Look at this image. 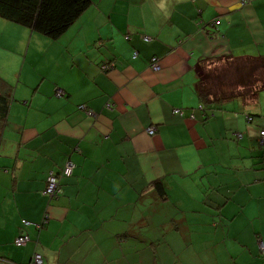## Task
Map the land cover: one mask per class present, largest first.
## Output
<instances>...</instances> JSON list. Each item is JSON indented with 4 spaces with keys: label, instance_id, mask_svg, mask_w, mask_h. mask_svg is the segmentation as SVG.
<instances>
[{
    "label": "crops",
    "instance_id": "1",
    "mask_svg": "<svg viewBox=\"0 0 264 264\" xmlns=\"http://www.w3.org/2000/svg\"><path fill=\"white\" fill-rule=\"evenodd\" d=\"M90 1L55 40L23 26L11 38L21 25L0 21L16 51L0 61V257L264 264V88L249 100L197 95L203 58L264 56V0ZM67 160L50 199L47 177ZM22 232L30 241L16 251Z\"/></svg>",
    "mask_w": 264,
    "mask_h": 264
},
{
    "label": "trees",
    "instance_id": "2",
    "mask_svg": "<svg viewBox=\"0 0 264 264\" xmlns=\"http://www.w3.org/2000/svg\"><path fill=\"white\" fill-rule=\"evenodd\" d=\"M90 5V0H0V17L55 40L61 37ZM217 65H220L219 68ZM209 66L215 67L211 70ZM198 70L197 95L203 104L233 98L249 100L264 88V56L206 57L199 62ZM3 97L0 95L1 111L6 108ZM247 118L252 119L251 116ZM155 184L161 198H165L166 193L161 182L157 181ZM59 185L62 191L60 181Z\"/></svg>",
    "mask_w": 264,
    "mask_h": 264
},
{
    "label": "built area",
    "instance_id": "3",
    "mask_svg": "<svg viewBox=\"0 0 264 264\" xmlns=\"http://www.w3.org/2000/svg\"><path fill=\"white\" fill-rule=\"evenodd\" d=\"M248 0H242V3H245ZM147 39V38H145ZM112 65H108V66H104L103 69H109V67ZM150 67L156 71L159 69V63H158V58L157 57H152L150 60ZM56 95L57 96H61L62 95V91L61 90H56ZM106 106H110L109 103H107ZM80 108L84 109V106H80ZM180 110L179 109H174V113H179ZM87 114H91V111H87ZM248 119V118H247ZM251 120V119H248ZM146 132L148 134H153L155 132V128L154 127H149L146 129ZM260 143L264 145V130L260 131ZM74 168V164L71 160H67L64 163V166L62 167L61 171L59 174H55V173H49L48 177H47V184L45 189L43 190V193L45 195H47L49 198L51 197H55L57 198V195L60 194L61 191V186L59 185V178L60 177H69L72 174V170ZM45 217H47V215H45ZM22 227H26L28 225L33 224L35 226V228L39 229L41 224H36V223H32L26 220H22ZM30 241V237L26 234V233H21L19 234L15 239H14V244L16 246H24L26 245L28 242ZM258 247L260 249V251L262 253H264V243L261 239L258 240ZM43 259L40 253L38 252H34L29 260V262L27 264H42ZM0 264H19L16 263L14 261H10L9 259L0 257Z\"/></svg>",
    "mask_w": 264,
    "mask_h": 264
},
{
    "label": "rangeland",
    "instance_id": "4",
    "mask_svg": "<svg viewBox=\"0 0 264 264\" xmlns=\"http://www.w3.org/2000/svg\"><path fill=\"white\" fill-rule=\"evenodd\" d=\"M0 21H2V18L0 17ZM5 23H8V24H14L13 22H10V21H7V22H5ZM17 25V24H16ZM22 29H23V27L22 26H17V28H15L10 34H9V36L11 37V38H13L15 35H16V37L18 38V37H20V34L22 33ZM46 37V36H45ZM28 39V37L26 36L25 37V40H27ZM44 39V38H43ZM5 43H4V41H3V39L2 38H0V61L1 60H4V61H6V60H12V58H14V56L16 55L15 53H16V51H13V52H15V53H13V52H11V51H9L10 49H8V47L7 46H5L4 45ZM34 45H33V48H37L38 46H40V48H39V50H38V53H39V51H40V49H41V47L44 45V43H42V42H40V45L37 43V42H34L33 43ZM18 46H20L19 45V43H16L15 45H13V46H11V48L12 49H17V47ZM33 48H30L31 50L33 49ZM36 59L35 58H32L31 59V61H35ZM30 61V60H29ZM28 64H29V62L26 64V67H28ZM219 66L220 65H217V68H219ZM18 67V69L20 68V66H17ZM215 66H209V68L211 69V70H213V68H214ZM40 69H41V67H40ZM42 70V69H41ZM230 81H231V79H229ZM229 80H227L226 82L228 83L229 82ZM217 87H218V85H217ZM220 87V86H219ZM15 245V244H14ZM14 248L16 249V251L18 250V249H20V247H15L14 246Z\"/></svg>",
    "mask_w": 264,
    "mask_h": 264
},
{
    "label": "bare ground",
    "instance_id": "5",
    "mask_svg": "<svg viewBox=\"0 0 264 264\" xmlns=\"http://www.w3.org/2000/svg\"><path fill=\"white\" fill-rule=\"evenodd\" d=\"M101 29V28H100ZM111 34V33H110ZM112 39V38H111ZM155 56V55H154ZM150 62V61H149ZM116 63V62H115Z\"/></svg>",
    "mask_w": 264,
    "mask_h": 264
}]
</instances>
